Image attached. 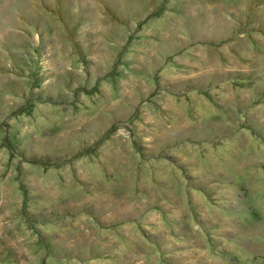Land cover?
<instances>
[{"label":"rangeland","instance_id":"374dc122","mask_svg":"<svg viewBox=\"0 0 264 264\" xmlns=\"http://www.w3.org/2000/svg\"><path fill=\"white\" fill-rule=\"evenodd\" d=\"M0 264H264V0H0Z\"/></svg>","mask_w":264,"mask_h":264}]
</instances>
